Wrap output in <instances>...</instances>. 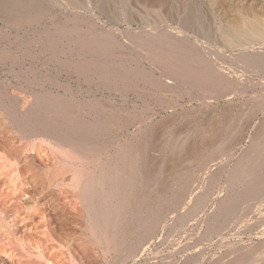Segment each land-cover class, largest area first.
<instances>
[{
  "label": "bare ground",
  "instance_id": "1",
  "mask_svg": "<svg viewBox=\"0 0 264 264\" xmlns=\"http://www.w3.org/2000/svg\"><path fill=\"white\" fill-rule=\"evenodd\" d=\"M133 1L162 29L134 32L140 44H131L130 54L117 29L85 12L92 3L103 20L123 22L133 11L117 0H33L25 10L20 0H0V264H179L182 230L204 212L221 180L200 164L181 170L209 156L217 116L229 119L230 110L216 106L207 114L212 102L264 104V0H203L210 21L203 11H189L190 20L187 4L182 9L174 0ZM139 47L148 52L140 55ZM156 107L172 111L166 123ZM178 126L182 138L196 135L185 150L177 148L184 139L176 138ZM262 127L250 145L264 140ZM247 152L238 159L251 176L241 181L244 191L226 182L232 193L200 220L220 238L229 228L225 216L239 224L264 206V166L249 167ZM236 170L234 182L241 179L242 168ZM203 178L207 185L185 209L186 193ZM259 219L264 226V215ZM260 239L227 244L209 264H264Z\"/></svg>",
  "mask_w": 264,
  "mask_h": 264
},
{
  "label": "rangeland",
  "instance_id": "2",
  "mask_svg": "<svg viewBox=\"0 0 264 264\" xmlns=\"http://www.w3.org/2000/svg\"><path fill=\"white\" fill-rule=\"evenodd\" d=\"M20 1L22 3L21 4V9L22 10H25L24 6H28V5H30L28 7L32 8L31 6L33 5V2H32L33 0H28V1L20 0ZM105 1H107V0H105ZM241 1H244V0H241ZM35 2L42 3V4H48V0H34V3ZM108 2H110V1H108ZM117 2H118V4L121 7L123 6V8H125L127 12L129 11L128 13L133 11L132 14H130V15L128 14L126 18L122 19L124 23L123 22L115 23L114 20H112L113 21L112 22L109 19H104L105 20L104 21L101 18L102 14L99 12L100 11L99 7H97L95 4L92 5V3H90L91 7L89 6V9L87 8V10L85 12L88 13L89 15H91L90 13H92L93 10H94L93 13L98 15V18H97L98 22L97 23L100 24V22L102 21L100 26H102V24H103V26H105V27L107 26V28H111L112 27L114 30L117 29L118 33L119 34L121 33L120 34L121 36L119 37L120 41H122V43L124 45H126L125 47L129 48V52H130V45L131 44H133V46L131 45L132 49L136 48L140 44V42L136 40L137 38H135V34H138L137 32L141 31L143 33V31H148V29H149V31L152 29L151 30L152 32H156V31L162 29V27H160L161 24H158L157 23L158 21L156 20L155 16H153L155 14L154 13L153 14L150 13L146 9V7L143 6V4L141 5L139 3L140 5L138 6V4L134 3L133 0H121V2H119L117 0ZM174 2H175V5H177V6L179 4V6H181L182 9H184L185 5L187 4V7H186L187 8V15L189 16L188 18L190 20H191L190 16H191V14H194V11L196 12V15H198L200 12L203 11L204 12V13H202L203 18L206 21H210V19H209L210 18V14H209V10H208V4L206 2H203V0H181V1L180 0H174ZM181 2H183V3H181ZM55 5L56 4L53 3L54 7H56ZM101 5H103L102 1H101ZM91 9H92V11H91ZM108 10L111 11V12L115 11V10L112 11V9H110V8H108ZM121 10L122 9H120V11ZM189 11H190L191 14L189 13ZM180 12L182 13L183 11H180ZM117 14H119L120 18H121V14L119 12H117ZM115 15H116V13L114 14V16ZM205 15H207L209 18H206L207 16H205ZM128 19L129 20H133V22L130 21L131 22L130 23L128 21ZM104 22H105V25H104ZM107 22H108V24H107ZM142 23H144V25ZM149 24H151V26ZM167 24L170 27H172V28H176L177 27L176 24H172L170 22H167ZM113 25H114V27H113ZM148 26H150V27L148 28ZM124 29H126V30H124ZM142 29H144V30L142 31ZM192 31L193 30L191 28H186V30H185V34L187 35V37L190 40H192L194 38V33ZM134 32H135V34H133ZM127 33H128V35H127ZM123 34L125 36L127 35L125 37L126 39L124 38ZM131 37H133V38H131ZM130 40H134V41H130ZM135 41H136V43H134ZM140 48L141 47H139L138 50H137L140 55L142 53L145 54V52H148L146 50L144 52V50H141ZM125 50H126V53H127L128 52L127 49H125ZM129 52H128V54H129ZM130 54H131V52H130ZM132 54H136V52L133 51ZM143 56H145V55H143ZM262 79H263V77H262ZM262 79L261 78H257L256 82L259 83L260 81H262ZM238 85H236L235 87L232 86V87H234V89H233L234 91L233 90L232 91L227 90V92H229V94L226 97L231 96L230 93L234 94L235 92H237L238 89L241 88L242 84H238ZM256 87H253L254 89L251 88V92L249 93V97L252 96V94L255 93L260 88L259 85H257ZM225 90H226V87H224L220 92H224ZM131 94L129 95V100L131 99L130 101L134 102L136 100V98H134L135 97L134 94H132V95ZM187 97L188 96H185L182 100L187 99ZM224 100L225 99L216 101V103H215V101H213L212 105L210 107V110L211 109L212 110L207 112V114H209L210 112H214V111H216L218 109L220 110L222 108H223L222 110H230L229 119H224V117L223 116L221 117V115L217 116L219 114L215 115L218 118V122H220L219 125L216 128L219 129L220 131L219 130L218 131L214 130V131L217 132L218 136H215L213 133H211V131L209 133V134L212 135L213 139L216 138V139H214V142L216 144H214V146L212 148H210L211 152H210L209 156L207 155L208 157H205L206 161L205 160H203V161L199 160V161L195 162V161L192 160L191 161L192 163L190 162L191 164H188V165L187 164H183L182 167H181L182 173H185L187 169L192 170L195 165L200 164V165H202L205 168V171H206L207 175H209V176L213 175V177L217 178V179L221 175L220 178L223 181L220 180L219 184L215 188L214 187L212 188V186H211V191H213L212 192V196H211V200L206 203V205H205L206 207H204V209H203L204 212H202L201 214H196L195 217H192L190 219V222L186 224V228H184L182 230L181 239H180V248H179V264H209V257L212 256V255H215V254H219L220 251H222L221 248L223 246L225 247L227 244L230 245L231 243H233V244L236 243V244H238V246H243L244 244H248L249 242L250 243L253 242L255 244H258V242L261 241V239L258 240V237L261 236L263 238V236H264V226H259L258 225V223L261 224L263 222L259 218L263 217V215H264L263 214L264 213V206H263V208L261 207V209H260V206H255L256 209H253V212L249 211L250 216L248 217V219L243 221L242 223H239V224L238 223L234 224V221H232L230 219L226 220V216H225V218L223 220H224V222H226V225L229 226V228L226 230V235L224 236V238H220V237L216 236L215 234L209 233V230H211L210 232H212V229L215 228L212 225V223H211V225L213 227L210 229V227H211L210 224L209 225H205V227H203L204 223L200 221L201 219L203 221V220H205L207 218V216H208V214L211 211L213 206H216L217 204H221L224 201H226L227 198H228L226 196L232 193V192L230 193L231 190L228 189V187H227L228 181H232L234 183L233 185H234V190L235 191L239 190V191L243 192L244 190H240V188L244 187V185H241V181H243V183H245V182L248 183V181L251 180L250 179L251 176L246 177L247 173L249 172L248 169L246 170V168H248V167L244 166V162H243V165H241V162H240L241 160L239 159L240 158L239 157V153H241L240 156H242V152H244L245 150L248 151L247 152L248 155H246V156L247 157L249 156L250 158L249 157L247 158L246 156H245V158H247V160L248 159L252 160V163H249L250 164L249 167H251V165L259 166V165H261L260 163H262V165L264 166V164H263L264 163L263 162V160H264V157H263V155H264V140H261L260 143L257 144V146L250 145L252 143V141L258 136L257 133L261 131V126H263L262 129L264 128V124H263L264 123V109H263L264 107H262V106H264V104L261 103V102H255L254 100H252V98L248 99L250 101L248 102V104H244V105H242L240 100L238 102L237 99H233V101L230 100V101H225V102H224ZM187 101H189V100L181 101V103H186L187 104ZM226 102H228V103H226ZM229 102H231V104ZM190 103L193 106L197 105V102H190ZM217 103H219V105ZM238 103H239V105H238ZM256 103H258L259 105H256ZM232 104L235 105L234 109H233V105ZM246 105H248V106H246ZM190 106L191 105H188L187 108L189 109ZM214 106H216L218 109H216V110L213 109ZM223 106H225V107H223ZM243 106H245V107H243ZM253 106H254V108H253ZM241 107L243 109H240ZM259 107H262V108H259ZM156 108L159 110V113H158L159 117H162L163 120L165 118H167L172 113V111H170V109H165V108H162V107H159V108L156 107ZM231 109H232L233 112L231 111ZM236 109H239V110H236ZM249 109L252 110L255 114L252 111H249ZM261 109H263V110H261ZM184 110L185 109H183V111ZM240 110L242 112V115H241V112H239ZM180 111H181V109H180ZM259 111H261V113H258ZM250 112H251V114H250ZM233 115H236V116H233ZM248 115H250L249 118H248ZM251 115L252 116L255 115V116H253L254 119L251 117ZM230 116H231V118H230ZM222 118H223L224 121L222 120ZM247 119H250V121L248 122ZM191 120H188L187 122H190ZM193 120L196 121L195 118ZM164 121L166 123L167 119H165ZM233 122H234V124H233ZM261 122H262V125H261ZM179 124L181 125V124H184V123H179ZM258 127H260V131L258 130L259 129ZM262 131L264 132V129ZM176 132H178V133L176 134ZM176 132L173 133V137H174V134H176V136H177L176 138H179V136L182 138L183 134L180 132V127H179V129L176 130ZM255 132H256L257 135L255 134ZM179 133L181 135H179ZM243 133H245V134H243ZM222 134L225 135V138L223 137L224 135H222ZM261 134H264V133H261ZM168 136H170V133H168ZM186 138H184L183 140H180V138H179V142L176 141V143L178 142L177 148L179 147L178 145L180 143V147L183 146V150H185L189 143H193V142H195V140H197L196 139V135L195 136L194 135L189 136L188 140H186ZM257 138H259V136ZM181 141H184L185 144L182 143ZM166 142H167V144L170 147V148L167 147L168 150L173 149L171 147H174V145L171 146L172 143H169L170 142L169 140L166 141ZM171 142H172V140H171ZM262 142H263V144H261ZM222 145H223V147H221ZM253 145H255V142H254ZM232 146H233V148H232ZM218 148L222 149L221 150L222 152L219 151ZM228 148H230L231 150L229 151ZM251 148H254V149L251 151L250 150ZM175 149H174V153H175ZM216 149H218V150H216ZM217 151H219V154H221L220 158H219V154H218ZM226 154H228V155H226ZM216 155H218L217 156L218 158L216 157ZM212 156L215 157V158H213ZM236 156H237V158H236ZM236 160H238V162ZM243 160H245V159H243ZM251 160H250V162H251ZM253 160H255V161H253ZM254 162H255V164H253ZM235 164H237V165H235ZM237 166L239 167V170L242 168V172H241V176H240L241 179L240 180L238 179L236 182H234V178H232V177H234L237 173H240V172H237V170L235 171V169L238 168ZM221 171H223V173ZM218 172H220L221 174L218 173ZM224 176H225V178H224ZM230 176H232V177L230 178ZM230 179H232V180H230ZM257 182L260 183L261 180H257ZM206 183H207V179L203 178V182H201V181L198 182V186H196L197 188L192 194L186 193V195L184 197V203H185L184 207H185V209L186 208H190V206L193 204V201L195 200L193 198L194 194H196V196L198 194H200L204 190L205 185H207ZM192 185H193V183H192ZM220 188H222V189H220ZM220 194H221V196H220ZM219 197H221V199ZM223 198L224 199L226 198V199L223 200ZM256 212H257L258 216H256ZM213 222L215 223V221H213ZM201 227H203V229ZM207 229H208V231H207ZM204 231L207 232V234L209 233L208 234L209 237H207L206 239H205V237L202 234V233H205ZM255 246H257V245H255Z\"/></svg>",
  "mask_w": 264,
  "mask_h": 264
}]
</instances>
